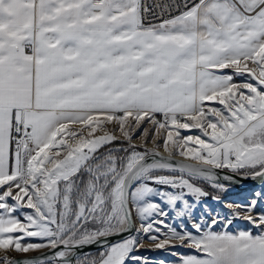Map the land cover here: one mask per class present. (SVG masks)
I'll return each instance as SVG.
<instances>
[{"label":"snow or ice","instance_id":"obj_1","mask_svg":"<svg viewBox=\"0 0 264 264\" xmlns=\"http://www.w3.org/2000/svg\"><path fill=\"white\" fill-rule=\"evenodd\" d=\"M262 202L264 0H0V264H264Z\"/></svg>","mask_w":264,"mask_h":264},{"label":"rangeland","instance_id":"obj_2","mask_svg":"<svg viewBox=\"0 0 264 264\" xmlns=\"http://www.w3.org/2000/svg\"><path fill=\"white\" fill-rule=\"evenodd\" d=\"M145 127H150V126L145 125ZM185 134H193L194 135V134H196V130H192L191 133H185ZM135 142L139 143L138 140ZM201 186L204 187L205 190L210 193V195L206 198H202L201 202L194 209V216L196 218L203 217L205 220H210L216 214H219L221 216L228 215L229 210L224 206V202H232V203H240V204L248 203L252 194L255 191L260 190V187H261L260 186L253 191H246V192H239L235 189L228 187L227 192L219 193V195L221 197V202H217V201L212 200V198H211L212 195L217 194L216 191L214 189H212L209 185L202 184ZM205 205H207L208 211H205ZM262 208H264V202H262L261 205L258 206L257 211L258 212L261 211ZM169 212H170V215L167 218L166 222L171 224V225L178 224L180 218H176L175 213L171 212V210H169ZM247 227H250V226L246 225L245 222L240 221V220H234L233 224L229 230L235 232L238 229H243V228H247ZM253 232L255 234V230H253ZM31 242L38 243L39 241L33 239ZM40 250H42V249H40ZM177 251L186 252L187 250L178 249ZM29 253H32V252H29ZM0 254H2V253H0ZM138 254L147 257L150 261L165 260L166 262H168V264H173V262L176 259L175 257L171 256L169 253H166L164 251H151L149 249V242H148L146 237L144 239V247L141 248V250ZM10 255L13 257L16 255H22V254H18V253L13 252Z\"/></svg>","mask_w":264,"mask_h":264},{"label":"water","instance_id":"obj_3","mask_svg":"<svg viewBox=\"0 0 264 264\" xmlns=\"http://www.w3.org/2000/svg\"><path fill=\"white\" fill-rule=\"evenodd\" d=\"M161 155H165L164 153H161ZM174 160H180L181 158L179 156L173 157ZM225 173L224 171L220 172V175L223 176ZM259 181H251V180H246V179H241L240 177H235L233 183H231L228 187L235 189L239 192H246V191H253L260 187ZM118 238L117 237H112L111 242H116ZM84 251L87 252H93V251H98L97 247H90L84 249ZM50 254V250L48 249H42L38 250L32 253L28 254H22V255H16L13 256L16 259H24V258H34V257H41L43 255Z\"/></svg>","mask_w":264,"mask_h":264},{"label":"trees","instance_id":"obj_4","mask_svg":"<svg viewBox=\"0 0 264 264\" xmlns=\"http://www.w3.org/2000/svg\"><path fill=\"white\" fill-rule=\"evenodd\" d=\"M206 185H208V184H206ZM96 252H97V251H93V252H89V253H93V254H94V253H96Z\"/></svg>","mask_w":264,"mask_h":264},{"label":"built area","instance_id":"obj_5","mask_svg":"<svg viewBox=\"0 0 264 264\" xmlns=\"http://www.w3.org/2000/svg\"><path fill=\"white\" fill-rule=\"evenodd\" d=\"M178 3L182 2V0H177ZM175 14V13H174Z\"/></svg>","mask_w":264,"mask_h":264},{"label":"bare ground","instance_id":"obj_6","mask_svg":"<svg viewBox=\"0 0 264 264\" xmlns=\"http://www.w3.org/2000/svg\"><path fill=\"white\" fill-rule=\"evenodd\" d=\"M161 153H163V152H161ZM165 154V153H164Z\"/></svg>","mask_w":264,"mask_h":264}]
</instances>
